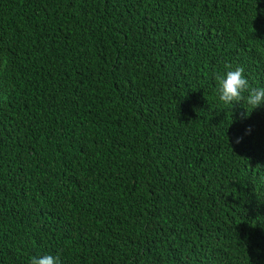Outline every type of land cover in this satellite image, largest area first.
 <instances>
[{
	"label": "trees",
	"instance_id": "trees-1",
	"mask_svg": "<svg viewBox=\"0 0 264 264\" xmlns=\"http://www.w3.org/2000/svg\"><path fill=\"white\" fill-rule=\"evenodd\" d=\"M227 64L264 88V0H0V264H264Z\"/></svg>",
	"mask_w": 264,
	"mask_h": 264
},
{
	"label": "clouds",
	"instance_id": "clouds-1",
	"mask_svg": "<svg viewBox=\"0 0 264 264\" xmlns=\"http://www.w3.org/2000/svg\"><path fill=\"white\" fill-rule=\"evenodd\" d=\"M229 69L225 75H217L215 77L218 82L219 99L226 105L236 104L241 101L255 109L264 104V88L250 87L249 80L245 77V69L242 66H237L234 69L232 65H225ZM247 92V97L243 94ZM249 112L244 115L247 116ZM239 143V138L236 141ZM30 264H59L58 257L52 255H43L42 257H32Z\"/></svg>",
	"mask_w": 264,
	"mask_h": 264
}]
</instances>
